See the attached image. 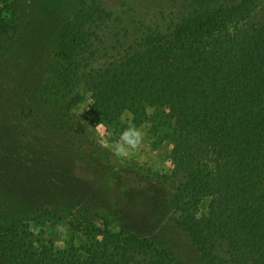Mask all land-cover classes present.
Instances as JSON below:
<instances>
[{
  "label": "trees",
  "instance_id": "obj_1",
  "mask_svg": "<svg viewBox=\"0 0 264 264\" xmlns=\"http://www.w3.org/2000/svg\"><path fill=\"white\" fill-rule=\"evenodd\" d=\"M52 2L0 4V264H264V0ZM89 93L115 139L165 128L171 172L99 146ZM61 220L81 248L31 225Z\"/></svg>",
  "mask_w": 264,
  "mask_h": 264
},
{
  "label": "rangeland",
  "instance_id": "obj_2",
  "mask_svg": "<svg viewBox=\"0 0 264 264\" xmlns=\"http://www.w3.org/2000/svg\"><path fill=\"white\" fill-rule=\"evenodd\" d=\"M54 1V0H53ZM10 4L11 0H0L1 6ZM25 2L37 4L41 6L43 9L50 5L53 6L54 3L49 0H25ZM57 2V1H56ZM55 2V3H56ZM106 8L113 14V16L120 15L127 10V8H123L119 0H103ZM153 3L142 2V1H134L128 4L129 7H134L135 10L139 12H144L147 8L155 7ZM48 8V7H47ZM88 101V96L84 98V101L78 106L77 114H79V110L82 106H84ZM88 109H86L82 114L81 118H83V123L89 126V128L93 131L94 138H96V133L93 127H95L98 123H93L91 119H89L87 115ZM129 114V113H127ZM130 115V114H129ZM131 116V115H130ZM132 119V116H131ZM122 124L128 125L129 120L123 119ZM142 130L144 133L143 141L139 147V149L130 153L127 158H119V160L124 164H134L139 168L143 169L145 172H151L154 174H167L172 170V165L170 161V153H171V142L167 137L168 131L165 130L162 133L152 132L151 124H143ZM111 131V130H110ZM112 133V131H111ZM110 139L115 141V135H111ZM97 140V138H96ZM110 150V149H108ZM111 151V150H110ZM113 152V151H112ZM114 153V152H113ZM74 204V203H70ZM208 210L206 208V204L201 205V209L199 212V216H203L207 214ZM97 224H101L100 221H97ZM31 225L36 233H41L46 242L52 244L56 251L63 250L67 245L73 243L76 247L81 248L84 245L85 239L82 235L76 234L73 229L65 223L64 220L58 222H45L43 224H38L36 221L32 222ZM113 228H116L115 224L112 223ZM80 255L84 258L85 254L83 251L80 252Z\"/></svg>",
  "mask_w": 264,
  "mask_h": 264
},
{
  "label": "clouds",
  "instance_id": "obj_3",
  "mask_svg": "<svg viewBox=\"0 0 264 264\" xmlns=\"http://www.w3.org/2000/svg\"><path fill=\"white\" fill-rule=\"evenodd\" d=\"M91 96L92 94L89 93L87 103L80 108V116L86 109H89L90 106L95 103ZM121 119H128L129 124L128 127L120 133L119 138L115 141L110 139L112 133L103 122L98 123L95 127H93V129L95 130L99 146L110 149L117 157L127 158L131 152L139 149L143 141L144 133L142 126L137 127L131 122V116L129 114L126 113L122 115Z\"/></svg>",
  "mask_w": 264,
  "mask_h": 264
}]
</instances>
